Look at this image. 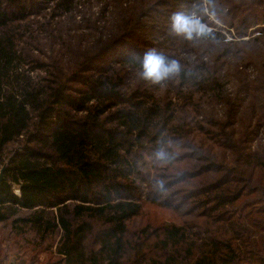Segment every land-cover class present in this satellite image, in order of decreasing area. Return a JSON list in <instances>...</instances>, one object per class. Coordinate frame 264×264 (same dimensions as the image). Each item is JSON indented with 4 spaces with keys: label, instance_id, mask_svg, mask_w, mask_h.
Instances as JSON below:
<instances>
[{
    "label": "trees",
    "instance_id": "1",
    "mask_svg": "<svg viewBox=\"0 0 264 264\" xmlns=\"http://www.w3.org/2000/svg\"><path fill=\"white\" fill-rule=\"evenodd\" d=\"M193 9L240 37L264 20V0H0V223L44 264H264V25L187 41L171 18ZM151 50L179 76L143 79Z\"/></svg>",
    "mask_w": 264,
    "mask_h": 264
},
{
    "label": "clouds",
    "instance_id": "2",
    "mask_svg": "<svg viewBox=\"0 0 264 264\" xmlns=\"http://www.w3.org/2000/svg\"><path fill=\"white\" fill-rule=\"evenodd\" d=\"M171 20L172 33L183 37L187 41L207 38L212 35V30L207 24L202 22L199 11L196 9L189 13H175ZM137 59H139L137 54L130 53V62H135ZM140 67L142 78L158 85H162L163 82L174 76H179L181 72V64L178 60H168L155 50L144 53Z\"/></svg>",
    "mask_w": 264,
    "mask_h": 264
},
{
    "label": "rangeland",
    "instance_id": "3",
    "mask_svg": "<svg viewBox=\"0 0 264 264\" xmlns=\"http://www.w3.org/2000/svg\"><path fill=\"white\" fill-rule=\"evenodd\" d=\"M210 14L209 12H207ZM211 19L216 21V24H211L204 22L207 24L210 29L218 28L225 34V41H235L240 39H249L253 36L260 34V26L264 25V20L256 25L250 27L246 35L240 37L237 35L236 29L234 27L224 25L223 22L218 20V18L213 15L210 16ZM26 237H32L31 232L27 233ZM24 238L19 237L17 239L14 232L11 231V224H2L0 223V264H44L46 260L49 258L46 253H42L39 257H34L33 251L23 250L21 245L26 246ZM27 247V246H26Z\"/></svg>",
    "mask_w": 264,
    "mask_h": 264
},
{
    "label": "water",
    "instance_id": "4",
    "mask_svg": "<svg viewBox=\"0 0 264 264\" xmlns=\"http://www.w3.org/2000/svg\"><path fill=\"white\" fill-rule=\"evenodd\" d=\"M4 170H5V165H3L2 168L0 169V180L4 178Z\"/></svg>",
    "mask_w": 264,
    "mask_h": 264
}]
</instances>
